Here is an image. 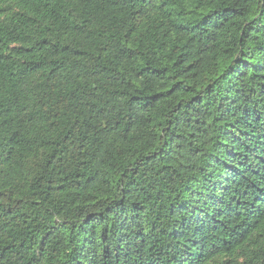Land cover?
Segmentation results:
<instances>
[{
  "label": "trees",
  "instance_id": "obj_1",
  "mask_svg": "<svg viewBox=\"0 0 264 264\" xmlns=\"http://www.w3.org/2000/svg\"><path fill=\"white\" fill-rule=\"evenodd\" d=\"M0 264H264V0H0Z\"/></svg>",
  "mask_w": 264,
  "mask_h": 264
}]
</instances>
